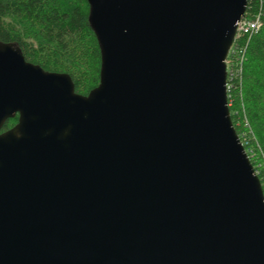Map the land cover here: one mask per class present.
I'll return each instance as SVG.
<instances>
[{"label":"water","instance_id":"obj_1","mask_svg":"<svg viewBox=\"0 0 264 264\" xmlns=\"http://www.w3.org/2000/svg\"><path fill=\"white\" fill-rule=\"evenodd\" d=\"M99 83L0 41V264H264L226 59L247 0H87Z\"/></svg>","mask_w":264,"mask_h":264},{"label":"trees","instance_id":"obj_2","mask_svg":"<svg viewBox=\"0 0 264 264\" xmlns=\"http://www.w3.org/2000/svg\"><path fill=\"white\" fill-rule=\"evenodd\" d=\"M88 12L87 0H0V41L18 45L27 61L46 71L69 74L75 92L86 95L98 85L101 65ZM257 15L259 30L237 42L241 68L227 95L233 126L264 191V0H247L245 16ZM16 123L10 118L5 128ZM258 160L263 167L257 171Z\"/></svg>","mask_w":264,"mask_h":264},{"label":"built area","instance_id":"obj_3","mask_svg":"<svg viewBox=\"0 0 264 264\" xmlns=\"http://www.w3.org/2000/svg\"><path fill=\"white\" fill-rule=\"evenodd\" d=\"M260 27H261V22H260L259 15L255 17H246L244 13L243 17L237 22V32L235 35V39L233 41L232 46L230 47L228 51V55L226 59V71H227L226 88H227V91L231 87L230 81L232 82L233 78L238 75L240 68H241L240 67L241 62H242L241 61L242 60L241 47L237 45L239 38H241L244 35H248L252 32L258 31ZM241 137L243 141L246 142L244 133L241 134Z\"/></svg>","mask_w":264,"mask_h":264},{"label":"flooded vegetation","instance_id":"obj_4","mask_svg":"<svg viewBox=\"0 0 264 264\" xmlns=\"http://www.w3.org/2000/svg\"><path fill=\"white\" fill-rule=\"evenodd\" d=\"M15 117L17 118V121H18V114H16ZM15 117H12V118H15ZM9 119H10V118H9ZM9 119H7V120L5 121V123L3 124V126L0 128V133L6 131V130H8V129H10V128H5V124H6V122H7Z\"/></svg>","mask_w":264,"mask_h":264},{"label":"rangeland","instance_id":"obj_5","mask_svg":"<svg viewBox=\"0 0 264 264\" xmlns=\"http://www.w3.org/2000/svg\"><path fill=\"white\" fill-rule=\"evenodd\" d=\"M257 171L260 169V168H262L263 167V165H262V161L261 160H258V162H257Z\"/></svg>","mask_w":264,"mask_h":264}]
</instances>
